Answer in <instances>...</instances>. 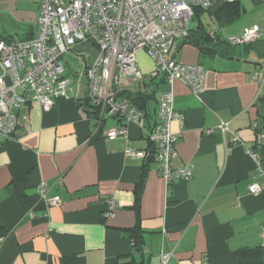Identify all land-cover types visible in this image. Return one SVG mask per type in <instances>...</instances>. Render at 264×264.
<instances>
[{
	"label": "crops",
	"instance_id": "obj_1",
	"mask_svg": "<svg viewBox=\"0 0 264 264\" xmlns=\"http://www.w3.org/2000/svg\"><path fill=\"white\" fill-rule=\"evenodd\" d=\"M237 1L242 10L229 27L200 16L205 30L219 38L198 46L184 37L173 42L170 56L205 69L202 91L181 81L173 86L183 130L170 165L191 164L192 174L166 181L155 161L138 206L134 186L143 159L124 149L144 150L148 125L129 122L126 136L107 138L115 121L97 126L90 104L78 98V84L48 110L32 100L14 110L12 137L0 134V264H264V116L257 110L264 97V0ZM37 11L36 0H0V40L33 38ZM252 24L260 28L256 40L227 42ZM137 58L149 77L155 62L142 50ZM168 88L163 82L156 91L150 125L158 94ZM170 129L178 132V122L172 120ZM41 181L49 195H59V204L48 206L38 195ZM252 182L259 192H249ZM108 198L116 209L105 219ZM137 216L145 232L142 249L132 256L125 228Z\"/></svg>",
	"mask_w": 264,
	"mask_h": 264
},
{
	"label": "built area",
	"instance_id": "obj_2",
	"mask_svg": "<svg viewBox=\"0 0 264 264\" xmlns=\"http://www.w3.org/2000/svg\"><path fill=\"white\" fill-rule=\"evenodd\" d=\"M36 1L37 32L33 38L21 42L0 40V134L12 137L17 124L14 110L29 100L48 110L58 96L72 95L75 83L65 73L61 58L75 46L87 43L95 48L96 55L91 64L87 60L82 80L77 84L85 85L84 97L92 110L96 107L98 121L114 115L123 121L104 135L126 136L123 124L129 122L145 126L142 112L122 96L127 86L144 79L137 58V52L142 50L156 65L149 77L160 76L169 86L158 94L157 119L147 129L148 139L156 148L155 161L166 181L190 178L191 164L170 165V158L176 152L175 143L183 130V118L173 109V86L181 81L194 93L202 91L205 69L200 64L177 61L169 52L173 42L187 36L193 28L194 10H206L215 0ZM259 35V26L252 24L226 40L235 45L256 40ZM256 78L257 73L252 75V79ZM172 120L179 124L176 133L170 129ZM219 128L223 133L228 131L226 122ZM124 154L143 159L147 152L126 147ZM251 155L257 159L256 154ZM259 190L258 183L249 185V192L254 194ZM38 195L48 206L60 202L59 195L48 194L45 181L38 184ZM106 206L102 214L105 219L114 215L115 200L108 198Z\"/></svg>",
	"mask_w": 264,
	"mask_h": 264
},
{
	"label": "trees",
	"instance_id": "obj_3",
	"mask_svg": "<svg viewBox=\"0 0 264 264\" xmlns=\"http://www.w3.org/2000/svg\"><path fill=\"white\" fill-rule=\"evenodd\" d=\"M242 10L241 5L237 0H215L212 5L206 9H195L194 10V20L198 19L197 25L191 28L187 34V36L184 37V42L193 43L195 45L208 43L211 39L215 40L219 38V36L216 34V32L213 34V36L204 28V25L201 21V14L206 13L208 16L213 19L215 22L218 23L219 26L226 25L232 21H234L238 15L240 14ZM164 82V79L162 77H153L149 79V82H144V89L139 88L137 90H126L122 93V96L126 97L132 105H134L139 111L142 112L143 118L146 120L145 124L150 127V123L153 119V109H152V103L155 100L156 91L158 90L161 83ZM77 103L79 101L77 100ZM89 101L86 97H84L82 101V105H89ZM259 103H261L257 110L259 111L260 115L264 116V97L259 98ZM95 110L89 111L91 113V116H96L97 119V126L101 125L103 126V123L108 118H111L115 121V126H120L122 124V118L118 117V115L114 116H108L103 117L100 121H98V112L96 107H93ZM94 111V112H93ZM153 123V122H152ZM152 125V124H151ZM123 126L127 129V124H123ZM101 131H103L101 129ZM148 137V136H147ZM147 154L143 158V164L141 166V173L139 181L134 186V192H135V205L138 206L140 204V198L143 188V181L147 175V172L151 169L152 165L155 163V152L156 148L148 139V145L144 149ZM135 210L138 212V207H135ZM138 213H136L137 215ZM139 222V216H137L136 224L130 228H125V232L127 233V236L132 242V248L133 252L131 253L132 256L136 253V251H140L142 249L143 245V233L145 232V229L141 228ZM144 255V252H141V256ZM134 258V257H131ZM133 260V259H131ZM133 263V261H131ZM137 264H143V259L139 261Z\"/></svg>",
	"mask_w": 264,
	"mask_h": 264
},
{
	"label": "rangeland",
	"instance_id": "obj_4",
	"mask_svg": "<svg viewBox=\"0 0 264 264\" xmlns=\"http://www.w3.org/2000/svg\"><path fill=\"white\" fill-rule=\"evenodd\" d=\"M212 22V21H210ZM238 22V21H236ZM210 25H212V29H216V24L215 23H211ZM232 26V25H230ZM229 27V25L223 26V27H219V28H226ZM178 39V38H177ZM179 40V39H178ZM177 40V41H178ZM84 51L80 50V51H68L66 53H64V55L61 58V61L63 62L64 66H65V73L68 74V77L70 79H72L75 83V86L77 87V83L82 80V76H83V72L85 69V65L87 63V56H85ZM1 72V69H0ZM149 81V77H145L144 79L133 83L132 85H129L128 90H137L139 86L144 85L143 82L147 83ZM142 89H144V86L141 87ZM108 124H110L112 122L111 118H108Z\"/></svg>",
	"mask_w": 264,
	"mask_h": 264
},
{
	"label": "water",
	"instance_id": "obj_5",
	"mask_svg": "<svg viewBox=\"0 0 264 264\" xmlns=\"http://www.w3.org/2000/svg\"><path fill=\"white\" fill-rule=\"evenodd\" d=\"M207 49V48H205ZM74 50L75 51H86V52H89L90 55H89V58H88V64H91L95 55H96V50L95 48L90 44V43H87L85 45H78L76 47H74ZM84 89H85V85L82 84V86H80L79 90H78V98L81 99L83 101L84 99Z\"/></svg>",
	"mask_w": 264,
	"mask_h": 264
}]
</instances>
